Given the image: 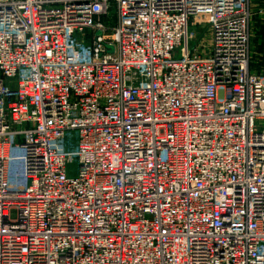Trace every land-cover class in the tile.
I'll list each match as a JSON object with an SVG mask.
<instances>
[{"label": "built area", "instance_id": "obj_1", "mask_svg": "<svg viewBox=\"0 0 264 264\" xmlns=\"http://www.w3.org/2000/svg\"><path fill=\"white\" fill-rule=\"evenodd\" d=\"M249 62L250 0H0V264H264Z\"/></svg>", "mask_w": 264, "mask_h": 264}, {"label": "crops", "instance_id": "obj_2", "mask_svg": "<svg viewBox=\"0 0 264 264\" xmlns=\"http://www.w3.org/2000/svg\"><path fill=\"white\" fill-rule=\"evenodd\" d=\"M249 68L264 78V0H250Z\"/></svg>", "mask_w": 264, "mask_h": 264}, {"label": "rangeland", "instance_id": "obj_3", "mask_svg": "<svg viewBox=\"0 0 264 264\" xmlns=\"http://www.w3.org/2000/svg\"><path fill=\"white\" fill-rule=\"evenodd\" d=\"M198 32H201V33L205 32V34L207 35V36H206V41H207V43L209 44V42H210V37H211V34H210V32H209V28H206V29H204V30H203V29H202V30H199ZM175 57L178 58L177 55H175ZM70 138H71L72 141H74V140L76 139L75 134H72V135L70 136ZM72 167H74V169H77V163L73 164ZM18 177H19V176H18L17 174H15V178H18Z\"/></svg>", "mask_w": 264, "mask_h": 264}]
</instances>
